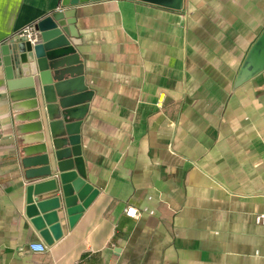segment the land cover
<instances>
[{
    "label": "crops",
    "instance_id": "1",
    "mask_svg": "<svg viewBox=\"0 0 264 264\" xmlns=\"http://www.w3.org/2000/svg\"><path fill=\"white\" fill-rule=\"evenodd\" d=\"M59 8L0 0V47ZM66 10L92 91L80 148L97 194L66 206L24 177L0 51V264H264V69L237 81L264 0Z\"/></svg>",
    "mask_w": 264,
    "mask_h": 264
},
{
    "label": "water",
    "instance_id": "2",
    "mask_svg": "<svg viewBox=\"0 0 264 264\" xmlns=\"http://www.w3.org/2000/svg\"><path fill=\"white\" fill-rule=\"evenodd\" d=\"M90 0H60L41 17L40 41L11 38L1 45L5 88L16 137L15 160L29 180L48 183L66 206H86L97 194L85 179L80 124L92 91L83 82L74 19L66 8ZM179 9L182 0H139ZM264 69V30L239 71L242 82Z\"/></svg>",
    "mask_w": 264,
    "mask_h": 264
},
{
    "label": "built area",
    "instance_id": "3",
    "mask_svg": "<svg viewBox=\"0 0 264 264\" xmlns=\"http://www.w3.org/2000/svg\"><path fill=\"white\" fill-rule=\"evenodd\" d=\"M13 37L14 38H18V37L25 38L31 43H37L40 41V33L35 23H30V24L25 25L20 30H18L14 34ZM125 214L132 218H137L139 213L135 207L129 206L125 209ZM255 222L264 223V214L256 215ZM28 248L31 251H36V252H43L46 250V247L42 242H30L28 244Z\"/></svg>",
    "mask_w": 264,
    "mask_h": 264
}]
</instances>
